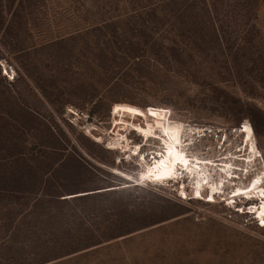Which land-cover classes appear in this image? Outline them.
<instances>
[{
	"label": "rangeland",
	"instance_id": "1",
	"mask_svg": "<svg viewBox=\"0 0 264 264\" xmlns=\"http://www.w3.org/2000/svg\"><path fill=\"white\" fill-rule=\"evenodd\" d=\"M196 1L180 0L179 5L192 9L199 19ZM209 1L227 10L234 2ZM252 1L258 5L252 21L258 31L240 25L235 28L239 31H219L220 41L214 31H77L86 25L82 14L92 19L91 0H41L38 19L34 15L35 21L25 25L20 14L28 11L17 12L16 1L0 2V18L6 20L0 28V60L15 73L11 81L1 71L0 90L20 96L34 110V127L44 129V119L61 132L62 140L56 142L61 150L50 153L48 148L40 157L44 164L63 159L51 175L65 194L61 198L99 192L57 205L64 214L61 219L120 233L43 264H264V226L256 224L254 214L225 205L219 194L213 202L191 198L192 181L202 175L196 169L188 180H181L187 197L181 194L180 181L157 185L119 175L140 177L145 169L142 157L152 166L163 149L158 139L144 143L124 123L119 133L127 134L131 147L140 144L141 154L107 148L118 118L114 114L126 113L138 116L136 122L173 124L166 138L178 140L189 157L237 153L242 134L235 129L249 123L264 158V0ZM239 20L244 23V17ZM18 47H27L26 52H9ZM125 48L141 54L126 57L121 53ZM114 65L121 67L115 73ZM201 130L205 135H193ZM96 136L102 139L96 141ZM189 139L193 142L187 145ZM70 154L83 166L78 167ZM263 163L257 158L252 168L259 170ZM204 167L211 179L219 178L216 167ZM248 179L242 180L244 185ZM231 189L226 185V192ZM240 201L243 207L249 200Z\"/></svg>",
	"mask_w": 264,
	"mask_h": 264
},
{
	"label": "trees",
	"instance_id": "2",
	"mask_svg": "<svg viewBox=\"0 0 264 264\" xmlns=\"http://www.w3.org/2000/svg\"><path fill=\"white\" fill-rule=\"evenodd\" d=\"M3 1L0 0L1 3ZM9 1L12 4L16 1L17 12L28 11L20 14L25 25L38 19L41 0ZM91 1L94 9L92 19L88 21V17L82 14L81 20L86 25L77 31H119L116 32L119 35H124L122 31H214L218 41L221 38L219 31H239L235 28L240 25H246V31H258L252 23L257 18L258 5L252 0H233L231 10L216 2L197 0L201 9L199 19L192 9L179 5L180 0L168 2L176 4L173 10L166 8L168 3L162 4L161 0ZM240 17H244L242 24L239 23ZM48 20L51 23V18ZM5 23L2 15L0 28ZM1 44L5 46L9 43L1 41ZM25 49L27 47L11 48L9 52H26ZM121 53L132 59L141 54L139 49L131 48H125ZM120 68L114 65L112 71L115 73L114 70ZM35 122L37 115L20 96L12 92L5 95L0 90V264H43L120 234L113 233L112 227H105L104 230L87 228L61 219L64 214L57 205L88 199L99 192L61 198L65 194L51 181V175L63 159L60 157L50 164H44L40 159L49 149L50 153L61 150L60 143H56L62 140L61 132L44 119L41 122L44 129L34 127ZM69 157L78 167L83 166L75 154Z\"/></svg>",
	"mask_w": 264,
	"mask_h": 264
},
{
	"label": "bare ground",
	"instance_id": "3",
	"mask_svg": "<svg viewBox=\"0 0 264 264\" xmlns=\"http://www.w3.org/2000/svg\"><path fill=\"white\" fill-rule=\"evenodd\" d=\"M71 110L72 109H70V111ZM114 115H118V118H115L114 120L113 128L111 129L112 135L109 137V141L107 142V148L116 149V147H121L130 149L134 153L141 154L140 144H135L131 147L127 134H123V132L119 133L120 125L123 126L124 123L127 126V130L129 132H132L133 130L136 131L142 138V141H145L144 143H147V141H150L151 139H158V141H160L158 143L163 148L160 155L156 156L158 158H156L154 163L151 164L152 166L147 165L144 157L140 159L145 162V169L140 173V177L135 178V176L133 177L130 173L128 174L120 171L119 175L127 180L133 179L134 181H144L150 178L157 179V177H160L159 179L166 178L168 176L174 178L178 174L179 170H181V172L186 171V175L189 174L193 176V174H195L193 173L195 171L194 169H196L198 175H202L194 178L192 185L190 184L192 188L191 198L197 199L202 197L203 192L206 190L207 194L202 198L207 202L215 201V197L219 194L221 195V199L226 201L224 203L225 205L230 207L237 205L238 207L236 210L241 213L245 212L247 214H254L253 217L257 218L259 222L264 219V168L263 166L262 168L260 167L259 170L252 168L257 158L262 159L263 162L264 158L255 143L254 133L249 123H245L235 129L236 132L242 134V140L239 147L236 149L237 153H221L220 156L216 158H203L198 156L189 157V155L180 149L174 141H170L166 138L164 133L168 132L167 129L173 126V124H167V126H157L153 123H147L145 121L142 123L136 122L134 121V118L136 119L138 116L133 114L116 113ZM124 115L130 116L132 120L126 121V118H123ZM117 126L118 128L115 130ZM123 128L125 127L123 126ZM203 131H206V129ZM197 132L194 131L193 135H205V132ZM101 139V136H96L95 138L96 141H100ZM192 142L193 140L189 139L186 144L190 145ZM174 144L175 148L173 149V154L169 156L167 150L172 148ZM242 150L243 153H240ZM176 152H179L184 156V158L188 161L187 165L177 162L178 157ZM239 161H242V166L239 165ZM204 166L216 167L220 173V176H218L219 178H217L216 181L211 179L209 173L203 171ZM182 167H184L185 170H183ZM254 169L255 172L251 174ZM117 170H115L116 173L118 172ZM247 176L249 177L248 183L244 185L242 180L246 179ZM256 181H259V183H255ZM254 183L255 187H253ZM229 184L232 185V189L229 192H226V185ZM181 194L183 197H187L184 180L182 181ZM241 195H244L243 199L249 200L243 207L240 206L241 203H238V201L242 198ZM260 225L262 224L260 223L259 226Z\"/></svg>",
	"mask_w": 264,
	"mask_h": 264
},
{
	"label": "snow or ice",
	"instance_id": "4",
	"mask_svg": "<svg viewBox=\"0 0 264 264\" xmlns=\"http://www.w3.org/2000/svg\"><path fill=\"white\" fill-rule=\"evenodd\" d=\"M127 111H129V112H135L136 110H134V109H128ZM151 115H153V116H155V115H157L156 113H150ZM246 130V129H245ZM165 134V136H167L168 135V132H165L164 133ZM158 138V137H157ZM179 143V141L177 140L176 142H175V144H178ZM175 144L173 145V147L172 148H169L168 150H167V152H168V155L169 156H171L172 154H173V149L175 148ZM176 155H177V157H178V159H177V162L178 163H182V164H184V165H187L188 164V161L184 158V156L181 154V153H179V152H176ZM160 177H157V179H159ZM255 183H259V181H256ZM255 183H254V185H253V187H255ZM260 223L262 224V225H264V219H262L261 221H260Z\"/></svg>",
	"mask_w": 264,
	"mask_h": 264
},
{
	"label": "built area",
	"instance_id": "5",
	"mask_svg": "<svg viewBox=\"0 0 264 264\" xmlns=\"http://www.w3.org/2000/svg\"><path fill=\"white\" fill-rule=\"evenodd\" d=\"M0 68H1V71L3 72V75L5 77H7L9 80H13L14 77H15V73H14V70L12 69V67L8 64H6V62H3L2 60H0ZM261 162L263 163L262 159H261ZM263 168H264V164H263ZM263 183H264V180H263Z\"/></svg>",
	"mask_w": 264,
	"mask_h": 264
}]
</instances>
